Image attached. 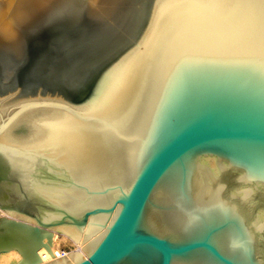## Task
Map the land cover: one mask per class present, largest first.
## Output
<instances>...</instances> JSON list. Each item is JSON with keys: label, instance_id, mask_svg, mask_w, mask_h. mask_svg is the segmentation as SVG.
Masks as SVG:
<instances>
[{"label": "water", "instance_id": "water-1", "mask_svg": "<svg viewBox=\"0 0 264 264\" xmlns=\"http://www.w3.org/2000/svg\"><path fill=\"white\" fill-rule=\"evenodd\" d=\"M142 1L106 34L58 20L29 38L40 77L20 64L0 93L58 101L10 110L0 133L30 107L77 117L38 118L42 143L0 139V209L86 239L69 264H264V0H173L93 112L65 104L138 44Z\"/></svg>", "mask_w": 264, "mask_h": 264}, {"label": "bare ground", "instance_id": "bare-ground-1", "mask_svg": "<svg viewBox=\"0 0 264 264\" xmlns=\"http://www.w3.org/2000/svg\"><path fill=\"white\" fill-rule=\"evenodd\" d=\"M173 0H153L154 7L148 27L138 44L104 74L96 96L82 105H71L76 110L93 112L117 74L141 57L146 50L160 10ZM142 0H0V82L11 83L16 67L22 73L24 81L32 86L29 79L40 77L33 60L24 62L27 54L28 36L41 30L38 22H33L38 16L41 23L60 16L59 21H67L76 26L97 27L98 33L106 34L118 21H127L133 12L132 8ZM145 3V2H144ZM129 15V16H128ZM65 18V19H64ZM58 20V19H57ZM54 20L52 22H56ZM122 22V23H123ZM97 23V24H96ZM114 23V24H113ZM26 24L25 28H21ZM43 24V25H44ZM113 24V25H112ZM32 25V26H31ZM112 25V26H111ZM37 27V28H35ZM46 27V26H45ZM118 27V24L116 25ZM35 28V29H34ZM34 29V30H33ZM31 34V35H32ZM18 74V73H17ZM59 83L73 86L75 82L60 76ZM69 75V74H68ZM19 76V75H18ZM37 84V83H36ZM34 85V84H33ZM17 92L0 94V126L5 123L10 110L31 101H58L54 99H26L19 97ZM77 117L65 108L40 105L21 110L0 133V139L16 144L42 143L48 127L39 123L38 118H70ZM71 245V251L60 248V243ZM87 240L75 238L73 234L56 229L39 226L32 219L23 215L0 209V264H69L76 262L89 253Z\"/></svg>", "mask_w": 264, "mask_h": 264}, {"label": "rangeland", "instance_id": "rangeland-1", "mask_svg": "<svg viewBox=\"0 0 264 264\" xmlns=\"http://www.w3.org/2000/svg\"><path fill=\"white\" fill-rule=\"evenodd\" d=\"M61 17L60 16H54V18H52V19H50V20H48V21H46V23H50V22H52V21H54V20H59ZM65 19V18H64ZM42 20H43V18L41 17V16H38V18L37 19H35V21L33 22V24L32 25H34V24H36L37 22H38V25L39 26H37V27H40V28H43V27H45L46 25L44 24V23H41L42 22ZM57 20V21H58ZM44 24V25H43ZM31 25V26H32ZM25 26H26V24H24V26H22L21 28H25ZM37 27H35V28H37ZM31 29H32V27H30ZM34 28V29H35ZM29 30L28 31V29H27V31H26V36H28V40H29V38L31 37V36H33V32H31L32 30ZM33 29V30H34ZM40 30V29H39ZM32 34V35H31ZM1 94V93H0ZM1 95H4V94H1ZM61 245H60V248L61 249H63V250H66V251H71V249L73 248L71 245H68V244H65V243H63V242H61L60 243Z\"/></svg>", "mask_w": 264, "mask_h": 264}]
</instances>
